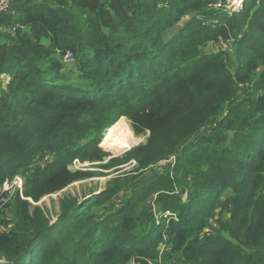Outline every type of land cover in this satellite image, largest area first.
Returning <instances> with one entry per match:
<instances>
[{
    "label": "trees",
    "instance_id": "trees-1",
    "mask_svg": "<svg viewBox=\"0 0 264 264\" xmlns=\"http://www.w3.org/2000/svg\"><path fill=\"white\" fill-rule=\"evenodd\" d=\"M235 1L15 0L0 15V202L24 182L0 261L264 264V0ZM123 117L147 142L102 164ZM76 160L136 169L69 195L52 224L32 203L96 175Z\"/></svg>",
    "mask_w": 264,
    "mask_h": 264
},
{
    "label": "rangeland",
    "instance_id": "rangeland-1",
    "mask_svg": "<svg viewBox=\"0 0 264 264\" xmlns=\"http://www.w3.org/2000/svg\"><path fill=\"white\" fill-rule=\"evenodd\" d=\"M239 1V0H236ZM235 1V2H236ZM234 2V3H235ZM241 2V1H239ZM234 3H230L231 5L228 7L229 9H233L235 10L236 8H239L243 5V3L241 4V6H236ZM223 48H225V46H222ZM219 47H217L216 45L213 44H209V46L205 49L206 52H216L218 50ZM66 63V62H65ZM67 67H70V69H74L75 68V63L70 62V63H66ZM4 80H7L8 77L3 78ZM250 86L249 85H245V86H240L238 88L239 91V95L238 98L239 99H250V96H248V92H249ZM119 121V120H118ZM118 121L116 122V124L118 123ZM127 125L128 127L131 129V133L133 134V136H135L137 138V142L133 147H124V148H118L117 144L114 143L115 140L113 141H107V131L104 133V137L101 141L102 146L101 147V143H100V147L102 148L103 152L107 153L109 156L105 159L104 162H102V164H107L111 159L113 158H117L119 161H122L121 159L125 157L126 154H128L132 149L139 147V145L144 144L147 142L148 139V135H141V136H137L134 132V129L130 123V121L128 119H126ZM115 124V125H116ZM113 127V126H112ZM98 164V163H95ZM131 164V165H130ZM128 165H118L117 167H114L110 170H102L100 169L99 166H93L92 163H80L78 160L74 161V163L72 164V166H70V169L72 171H78V170H90L96 173V175L91 178V179H87L85 181H80L77 183H74L72 185H70L68 188H66L64 191L58 192L56 194L53 195H49L44 197L39 203H32V209L33 208H39L41 209V211L44 213V215L46 217H48V219L50 221H52V224H54L57 221L58 216L60 215V206H61V202L68 197L69 195L72 196L73 198H76L80 201L85 200L87 198L93 197L94 195H98L100 194L102 191H104L108 185L110 184V181H112L114 178L118 177V175H122L123 173H128V172H132L135 171L136 169V164L135 162H131ZM137 174V173H136ZM17 177H21V176H17ZM22 178V177H21ZM123 179V177H122ZM24 188V184L23 187ZM23 191V189H22ZM20 190L16 187H14L12 189L11 192V197H16L19 193V195L21 196ZM183 198H184V203H187L188 198L186 194H183ZM230 194L229 193H224L222 195L221 200L218 202V208H222L224 210L229 209L228 203L230 201ZM22 199V197H21ZM8 204H6L4 201L0 202V213L1 212H5L4 208L7 206ZM10 209H7L6 212L8 214L9 217H11V212L9 211ZM223 213V212H221ZM167 215H170L169 213ZM173 216V215H172ZM212 222H215L214 219L211 220ZM3 227H0V229ZM212 229H210V232H216L217 229V224H213V226L211 227ZM165 247H161V250L164 251V254L167 252L165 250ZM172 257H175L174 255H171ZM171 258V257H170ZM175 258L172 260V262L175 264L176 262L174 261ZM0 264H5V261H0Z\"/></svg>",
    "mask_w": 264,
    "mask_h": 264
},
{
    "label": "bare ground",
    "instance_id": "bare-ground-1",
    "mask_svg": "<svg viewBox=\"0 0 264 264\" xmlns=\"http://www.w3.org/2000/svg\"><path fill=\"white\" fill-rule=\"evenodd\" d=\"M234 4L236 6H241L242 3L236 1ZM113 140H115L114 143L117 144L119 149L133 147L136 144L137 138L131 133V129L128 127L125 117L119 119L116 125L108 129L107 141L111 142Z\"/></svg>",
    "mask_w": 264,
    "mask_h": 264
},
{
    "label": "built area",
    "instance_id": "built-area-1",
    "mask_svg": "<svg viewBox=\"0 0 264 264\" xmlns=\"http://www.w3.org/2000/svg\"><path fill=\"white\" fill-rule=\"evenodd\" d=\"M13 2H14V0H0V14L8 12L11 9V7H12ZM210 6H212V5H210ZM215 6L221 7V5H219V4H217ZM72 61L74 62V56H73V54L67 53L65 55V57H64V62L70 63ZM23 184H24L23 178H21V177H15L12 182H7L4 185V192H9V196L7 198H3L1 201H4L6 204H8L10 202V200L12 199V197H11L12 189L14 187H16L21 192L22 189H23L22 188L23 187ZM22 194H23V191L21 193V196H22ZM22 198H24V197L22 196Z\"/></svg>",
    "mask_w": 264,
    "mask_h": 264
},
{
    "label": "crops",
    "instance_id": "crops-1",
    "mask_svg": "<svg viewBox=\"0 0 264 264\" xmlns=\"http://www.w3.org/2000/svg\"><path fill=\"white\" fill-rule=\"evenodd\" d=\"M15 1V0H14ZM31 1H33V2H43V1H45V0H31ZM34 3V4H35ZM1 15V14H0ZM0 30H1V28H0ZM7 76H2V78H6ZM4 80V79H3ZM9 80V77H8V79L7 80H4V83L6 84V82Z\"/></svg>",
    "mask_w": 264,
    "mask_h": 264
}]
</instances>
